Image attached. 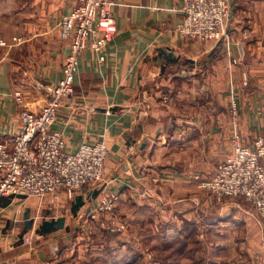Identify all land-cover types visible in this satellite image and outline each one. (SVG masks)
<instances>
[{"label": "crops", "instance_id": "1", "mask_svg": "<svg viewBox=\"0 0 264 264\" xmlns=\"http://www.w3.org/2000/svg\"><path fill=\"white\" fill-rule=\"evenodd\" d=\"M76 1L0 0V41L5 42L0 44V143L21 130L22 111L39 112L38 86L62 78L70 45L60 38L58 23ZM115 1L117 33L104 49L105 59L91 50L81 54L75 99L52 128L63 134L69 152L105 142L110 155L102 190L118 195L120 217L130 221L154 213L174 240L184 224L195 225L204 216L215 253L236 258L225 256L224 264H264V223L247 210L248 201L233 198L222 207L201 186L231 153L233 133L247 145L264 140V0H231L220 45L178 32L183 0ZM10 10L17 11L18 21L6 32ZM168 49L177 63L159 56ZM17 90L24 95L22 106L14 98ZM27 200L0 201V264H59L71 251L68 218L64 229L30 242L27 233L21 242L18 223L27 211L36 221L42 209ZM98 202H87L80 214ZM53 218L58 217L44 221ZM116 248L130 254L123 264H134L130 242L120 241ZM237 252L246 255L237 258Z\"/></svg>", "mask_w": 264, "mask_h": 264}, {"label": "built area", "instance_id": "2", "mask_svg": "<svg viewBox=\"0 0 264 264\" xmlns=\"http://www.w3.org/2000/svg\"><path fill=\"white\" fill-rule=\"evenodd\" d=\"M115 5V0H77L71 12L59 21V36L70 45L62 66L63 76L55 85L38 86L39 112L22 111L21 130L10 142L0 143V201L50 196L54 203L64 192L74 195L88 189L86 197L101 190L97 208L87 214L92 220L116 207L118 196L102 190L110 155L105 142L84 143L69 152L63 134L52 128L61 109L75 99L74 82L81 54L91 50L100 55L101 61L105 59L104 49L117 33L112 14ZM180 12L183 21L178 32L182 36L219 42L225 36L231 0H183ZM14 98L20 106L25 102L21 90L15 92ZM231 147L213 179L202 183V187L219 201L245 199L264 222V140L247 145L235 132Z\"/></svg>", "mask_w": 264, "mask_h": 264}, {"label": "rangeland", "instance_id": "3", "mask_svg": "<svg viewBox=\"0 0 264 264\" xmlns=\"http://www.w3.org/2000/svg\"><path fill=\"white\" fill-rule=\"evenodd\" d=\"M6 18L8 23L4 28L7 32L8 30H12L17 24V11L10 10ZM87 190L83 189L78 194L85 193ZM208 191L211 193L210 190ZM108 193L110 192H104V194ZM78 194L68 195L64 192L54 203L51 202L50 196L28 197L27 200L34 207L40 206L42 209H48V213H43L42 209H38L36 213L37 219L35 221L36 226L26 235L28 242L33 238L36 239V237H39L36 230L40 227L39 223L44 221L46 216H65L68 218V231L73 238L67 244H69L71 251L65 258L60 260L59 264L127 263V257L130 255L128 251L124 248L121 250L116 248L120 241L130 242L135 249V258L132 256L131 259V262L134 264H224L226 257L236 260L235 257L233 258L234 254L231 258L228 254L220 255L215 253V249L208 242L209 234L203 226L204 216L198 217L199 223L194 221L195 225L192 223L184 224V228H181V234L174 235L176 237L173 240V234L165 233L164 230L166 228L163 227L161 219L154 213L142 219H131L132 221H129L128 217H120L117 210L119 197L114 210L108 213H102L96 220H92L86 212L80 214L81 210L78 217H73L71 207ZM43 197L47 199H44V201L40 199ZM97 198L100 202L101 197ZM229 199L233 198H227L222 201L216 199V201L224 207ZM40 200L42 203L39 204ZM248 204L251 208L247 210L250 212L255 211L249 202ZM97 205L94 207L97 208ZM159 206L160 204L157 202L156 207ZM194 226L196 227L195 231L192 232L188 229L189 227L193 230L192 227ZM16 232L20 233L18 230ZM63 234L65 232H60V235ZM237 254V258L240 255H246L241 252H237ZM244 259L246 260V258Z\"/></svg>", "mask_w": 264, "mask_h": 264}, {"label": "water", "instance_id": "4", "mask_svg": "<svg viewBox=\"0 0 264 264\" xmlns=\"http://www.w3.org/2000/svg\"><path fill=\"white\" fill-rule=\"evenodd\" d=\"M221 44V41L218 42V45ZM213 54L212 53H209ZM208 55V56H209ZM159 56L161 58L165 57L166 60L169 63H177L178 59L177 57L173 56V53L170 49L166 50V51H161ZM101 190H96L94 191L91 195H88L87 197L83 196V195H79L76 197L75 201L72 203V207H71V212L72 215L74 217H78V214L80 212V210L86 206L87 202L92 203L94 200L97 199V197L99 196ZM91 211V208L89 207L87 209V213H89ZM66 217L62 216V217H58V218H53L50 221H43L42 224L40 225V227L36 230L37 234L44 236L50 233H54L57 232L59 230H62L65 228L66 225ZM21 227V233H20V240L21 242L23 241L24 236L31 231L32 229H34L35 226V220L30 217V212L27 211L24 215V219L23 221L18 223Z\"/></svg>", "mask_w": 264, "mask_h": 264}]
</instances>
